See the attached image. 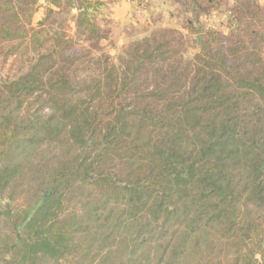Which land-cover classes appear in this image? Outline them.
Instances as JSON below:
<instances>
[{
	"label": "trees",
	"instance_id": "obj_1",
	"mask_svg": "<svg viewBox=\"0 0 264 264\" xmlns=\"http://www.w3.org/2000/svg\"><path fill=\"white\" fill-rule=\"evenodd\" d=\"M101 4L0 0V264H264V3L118 63Z\"/></svg>",
	"mask_w": 264,
	"mask_h": 264
},
{
	"label": "rangeland",
	"instance_id": "obj_2",
	"mask_svg": "<svg viewBox=\"0 0 264 264\" xmlns=\"http://www.w3.org/2000/svg\"><path fill=\"white\" fill-rule=\"evenodd\" d=\"M102 4L98 11H93L95 22L101 28L100 33L107 36L94 41L92 46L95 56L110 54L111 60L119 62L118 56L130 43L140 40L161 28L175 29L183 35L186 56L198 51V40L202 32L215 30L229 33L234 25V7L241 0H203L201 6L192 4V0H99ZM263 4L264 0H254ZM47 0H40L42 5L35 15L36 23L43 17ZM203 6V7H202ZM77 14V9L73 10ZM67 34L77 38L75 21H69ZM192 25L193 31L190 29ZM198 32V33H196ZM99 44L100 48H97ZM84 39L79 40L77 47L88 46ZM6 63L0 57V75L7 76L18 62ZM81 73L86 70L83 63L78 64ZM2 199L0 197V203ZM76 200L70 201L72 208Z\"/></svg>",
	"mask_w": 264,
	"mask_h": 264
}]
</instances>
